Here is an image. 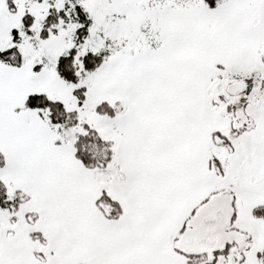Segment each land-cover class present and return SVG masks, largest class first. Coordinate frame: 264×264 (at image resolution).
Listing matches in <instances>:
<instances>
[{"label":"snow or ice","instance_id":"snow-or-ice-1","mask_svg":"<svg viewBox=\"0 0 264 264\" xmlns=\"http://www.w3.org/2000/svg\"><path fill=\"white\" fill-rule=\"evenodd\" d=\"M0 264H264V0H0Z\"/></svg>","mask_w":264,"mask_h":264}]
</instances>
